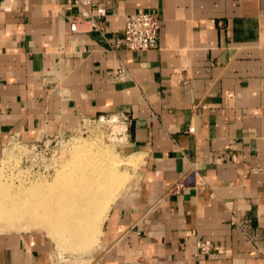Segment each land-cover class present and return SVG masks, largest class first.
<instances>
[{
  "label": "crops",
  "instance_id": "crops-1",
  "mask_svg": "<svg viewBox=\"0 0 264 264\" xmlns=\"http://www.w3.org/2000/svg\"><path fill=\"white\" fill-rule=\"evenodd\" d=\"M99 7L98 28L73 32L72 0H0V160L13 139L125 113L137 185L112 204L90 264H264V0ZM145 11L159 14L157 46L117 48ZM53 243L0 229V264H58Z\"/></svg>",
  "mask_w": 264,
  "mask_h": 264
},
{
  "label": "bare ground",
  "instance_id": "bare-ground-1",
  "mask_svg": "<svg viewBox=\"0 0 264 264\" xmlns=\"http://www.w3.org/2000/svg\"><path fill=\"white\" fill-rule=\"evenodd\" d=\"M123 127L115 125L114 134ZM115 161L109 147L96 139L90 143L84 140L51 181L41 178L40 173L30 178L20 172L16 179L21 183L13 192L8 183L11 179H2L4 173L0 179V222L7 226L43 225L60 243L74 248L93 245L127 176L121 168L122 160Z\"/></svg>",
  "mask_w": 264,
  "mask_h": 264
},
{
  "label": "rangeland",
  "instance_id": "rangeland-1",
  "mask_svg": "<svg viewBox=\"0 0 264 264\" xmlns=\"http://www.w3.org/2000/svg\"><path fill=\"white\" fill-rule=\"evenodd\" d=\"M112 130H113V133H112ZM114 131H115V125L113 126V129H112V125L108 123L103 124L97 120L95 121L88 120L86 122H82V124L74 132H72V134L70 133L61 138H54V140L48 139V140L27 142V141H22L20 139H13L7 144L5 154L0 160V179L4 173H5L3 175L4 177L2 176L3 180L7 181V179L5 178H10L11 180L14 179L13 181L11 180L8 181V183L11 184L10 187H11V191L13 192H16V190L18 189L17 186L21 183L19 182V180L16 179V177L18 178V174H20V172H23V174H26L27 177H30V178H34V176L39 175L40 173L41 178H44V179L47 178V179H50L51 181L52 178L56 176V171L58 169H61L71 159L73 153L77 151L79 145H81V143H83L84 140L87 143L88 142L90 143L91 141H94L96 139L99 142H101L102 146L109 147V150L113 154V157L116 158V161L118 159L122 160L121 168L122 170L123 169L125 170L123 173L127 175L123 185L119 189L120 191L118 190V193L115 196V199L113 200V202L119 196H122V195L131 196L133 191L136 189V186L134 184L137 185V182H135L136 180L135 170L138 165L134 163L132 158L127 157V153L125 152L126 151L125 148L127 144L120 143L119 142L120 140L118 139V137L113 135ZM32 147L35 148V150L27 151L29 150V148H32ZM23 151L24 152L26 151L25 159L24 158L22 159V157L24 156ZM44 158L46 159L45 162H44ZM15 159H17L18 161ZM123 159L124 161L126 159L127 160L123 163ZM126 162L130 164H127ZM127 166L128 168H126ZM133 185L135 187H133ZM112 203L110 204V207L112 206ZM0 229L1 230H29V229L30 230H33V229L45 230V232L48 233L49 236L53 239V242H54L53 244L56 245L57 252H58L57 253L58 255L57 263L58 264H90L89 258L94 256L96 249L98 247L100 236L102 235L101 232L99 235H97L96 237L97 239L94 242V244L93 245L90 244L91 247L89 246L87 248L81 249V248H74L67 243H60V241H58V239H56L55 236L52 233H50L48 228L43 225L27 227L23 224H16V225L7 226L5 225L4 222L3 223L0 222Z\"/></svg>",
  "mask_w": 264,
  "mask_h": 264
},
{
  "label": "built area",
  "instance_id": "built-area-1",
  "mask_svg": "<svg viewBox=\"0 0 264 264\" xmlns=\"http://www.w3.org/2000/svg\"><path fill=\"white\" fill-rule=\"evenodd\" d=\"M73 4L81 9L77 14H73L69 17L70 28L73 32L93 30L98 28L97 18L105 15V8H97L95 13L91 12V7L93 6L95 0H72ZM161 30V20L159 14L155 11H145L131 13L126 18L125 28H124V39L120 44H116L117 48H124L127 51H142L149 50L157 46ZM129 116L125 113L111 114V115H101L97 118V121L103 124L112 125H122L123 130H120L113 134L117 136L120 143L127 144L129 140ZM194 127H190L189 131L193 132ZM113 133V130H112ZM61 138V137H57ZM54 140L50 138L49 140ZM48 140V139H47ZM60 140V139H59ZM25 148V147H23ZM33 151L35 148H29L27 151ZM24 152V151H23ZM25 153L22 159H25ZM46 159L44 158V162ZM181 184L180 186H182ZM197 255H208L214 249V243L209 239H199L197 240Z\"/></svg>",
  "mask_w": 264,
  "mask_h": 264
}]
</instances>
